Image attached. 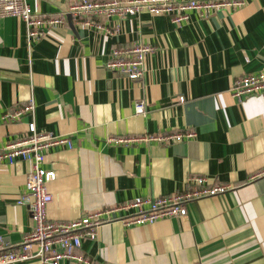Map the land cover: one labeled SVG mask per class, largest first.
<instances>
[{
	"label": "crops",
	"instance_id": "1",
	"mask_svg": "<svg viewBox=\"0 0 264 264\" xmlns=\"http://www.w3.org/2000/svg\"><path fill=\"white\" fill-rule=\"evenodd\" d=\"M26 1L46 17L69 6ZM242 1L206 18L191 12L182 25L146 13L113 18L120 31L112 37L79 28L66 15L63 26L29 42L20 20L0 18V147L31 120L71 144L49 149L43 164L56 176L47 186L50 220L168 196L187 190L193 175L234 187L190 202L183 218L125 226L120 220L133 210L103 216L110 221L94 240L82 241L83 256L97 264H264V176L250 179L264 168V98L231 94L237 78L264 70V0ZM133 42L152 48L139 80L105 67L113 47ZM138 101L144 114L135 113ZM29 102L31 115L5 118ZM187 131L195 137L170 145L140 140ZM31 167L0 164V236L9 247L32 227L27 204L19 203Z\"/></svg>",
	"mask_w": 264,
	"mask_h": 264
},
{
	"label": "built area",
	"instance_id": "2",
	"mask_svg": "<svg viewBox=\"0 0 264 264\" xmlns=\"http://www.w3.org/2000/svg\"><path fill=\"white\" fill-rule=\"evenodd\" d=\"M67 12L63 15L46 17L32 11L26 0H0V18L15 17L26 30L29 42L40 40L52 29L63 26L68 15L73 24L85 30H92L112 37L119 33V22L127 17L143 13L152 16H167L174 24L182 25L194 12L199 18H206L215 10H236L243 5L242 0H68ZM103 18L104 21H99ZM149 45L133 42L130 46L112 48L105 67L126 74L129 80H139L145 73V62L151 53ZM231 94L239 101L243 97L258 95L264 98V70L245 74L233 82ZM178 102H184L179 96ZM136 114H144L143 101L135 103ZM33 113L29 102L22 108L5 115L6 119L18 120L23 115ZM195 133H159L140 138L146 142L162 145L192 139ZM136 140V139H135ZM111 142L128 143L132 140L112 138ZM70 146L67 136H54L38 130L33 120L26 124L21 135L0 147V164H13L16 160L31 162L32 167L25 181V193L19 203H25L30 211L31 230L22 236L18 246H7L0 236V264H14L39 259L43 264H97L94 260L78 252L82 241L94 240L97 229L109 222L103 216L115 211H131L120 222L125 226L153 223L164 218H183L187 216V205L198 199L213 197L233 190L232 185L210 184L199 175L187 180V190H181L158 198H136L113 207L96 210L81 218L70 221H53L47 216V206L52 201L48 184L55 180V173L43 168L49 149L63 145ZM264 176V168L250 177L251 180ZM146 206V209L144 208ZM35 247V249H33Z\"/></svg>",
	"mask_w": 264,
	"mask_h": 264
}]
</instances>
